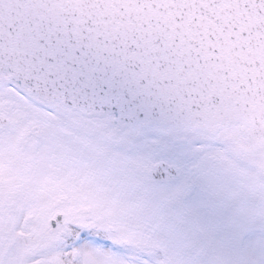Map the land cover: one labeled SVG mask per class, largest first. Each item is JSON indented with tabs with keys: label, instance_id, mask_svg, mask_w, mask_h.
Instances as JSON below:
<instances>
[{
	"label": "snow or ice",
	"instance_id": "1",
	"mask_svg": "<svg viewBox=\"0 0 264 264\" xmlns=\"http://www.w3.org/2000/svg\"><path fill=\"white\" fill-rule=\"evenodd\" d=\"M0 264H264V0H0Z\"/></svg>",
	"mask_w": 264,
	"mask_h": 264
}]
</instances>
